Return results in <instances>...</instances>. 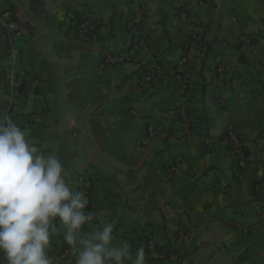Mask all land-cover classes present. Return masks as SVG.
I'll return each instance as SVG.
<instances>
[{"label": "crops", "instance_id": "crops-1", "mask_svg": "<svg viewBox=\"0 0 264 264\" xmlns=\"http://www.w3.org/2000/svg\"><path fill=\"white\" fill-rule=\"evenodd\" d=\"M142 1L151 55L171 66L189 53L193 136L180 128L172 77L137 85L150 57L131 35V0H45L41 18L30 0H0V119L10 100L13 45L17 68L26 71L18 125L29 143L60 160L70 186L78 190L80 176L93 181V223L111 221L117 242L145 249L146 264H179L178 252L187 264H264V0ZM87 17L94 27L81 36ZM13 18L22 34L10 38L3 23ZM250 35L258 41L249 47ZM112 48L125 63L102 73L103 53ZM133 110L139 117H128ZM230 124L245 167L229 148L200 140L220 138ZM149 127L168 138L147 139ZM66 248L57 232L49 255L73 264L60 258ZM0 261L6 264L1 254Z\"/></svg>", "mask_w": 264, "mask_h": 264}, {"label": "clouds", "instance_id": "clouds-1", "mask_svg": "<svg viewBox=\"0 0 264 264\" xmlns=\"http://www.w3.org/2000/svg\"><path fill=\"white\" fill-rule=\"evenodd\" d=\"M88 206L56 156L29 143L11 118L0 119V254L6 264H57L49 255L57 232L73 264H146L145 249L117 242L113 223H93L98 218Z\"/></svg>", "mask_w": 264, "mask_h": 264}, {"label": "built area", "instance_id": "built-area-1", "mask_svg": "<svg viewBox=\"0 0 264 264\" xmlns=\"http://www.w3.org/2000/svg\"><path fill=\"white\" fill-rule=\"evenodd\" d=\"M131 9L133 24L131 27V35L135 38L137 45L141 49L143 55L150 57V62L147 68L139 76L137 85L140 89L153 85L158 80L164 77H172L178 85V92L181 96V105L180 109L177 111L181 125L180 128L182 133L186 137L193 136L194 130L192 128L190 114H189V84L186 78V65L189 60V53L182 58L181 63L177 65L165 66L159 60L151 55V51L148 45V41L143 34L142 26V11H143V1L142 0H131ZM178 19L180 23L184 26H188V13L186 11H181L179 13ZM3 27L8 34V36L13 38L14 36H20L22 34L21 28L16 21H10L3 23ZM94 27V21L92 18H84L80 26V35L86 36L88 32ZM249 40L245 39V43L249 44ZM8 59L10 60V75L8 79V89H9V102L7 104V118H11L13 122L18 125V113H19V104L18 99L20 97V89L23 83V79L26 76V71L23 69L17 68V62L19 59V51L12 45L8 50ZM125 63V58L120 54L113 53L111 51H105L103 53V58L99 63L98 70L102 73H105L115 67H118ZM220 72V82H223L225 79V70L224 68H219ZM129 118L139 117V113L136 110L131 111L128 114ZM168 133L156 128L150 127L147 131V139H167ZM200 140L206 146L219 145L226 148H229L232 153L237 158L239 165L241 167L246 166V156L242 147V140L240 138L237 126L230 124L227 126L226 132L220 138H211L207 135L199 136ZM147 140H144L143 144L146 145ZM264 164V163H263ZM78 190L84 192L89 200V205L91 203L94 183L91 179L80 176L78 178ZM89 207V206H88ZM88 210V209H87ZM153 243V242H152ZM70 250L66 248L60 254L62 260L70 258ZM176 260V259H175ZM182 264H187L183 262Z\"/></svg>", "mask_w": 264, "mask_h": 264}, {"label": "trees", "instance_id": "trees-1", "mask_svg": "<svg viewBox=\"0 0 264 264\" xmlns=\"http://www.w3.org/2000/svg\"><path fill=\"white\" fill-rule=\"evenodd\" d=\"M44 2H45V0H30V10L34 13V15H35L36 18H41L45 14ZM13 21H16V22H18L20 24V22L16 18H13ZM29 25L30 24L28 23V24H26L24 26H26V28L29 29ZM133 39H134V42L136 43L134 37H133ZM246 39H248L250 41L249 44L246 43L249 47L255 45L256 42L258 41L256 35H250ZM136 45H137V43H136ZM189 114H191V109L190 108H189ZM148 129H147V131H148ZM147 131H146V136H147ZM174 258L176 259V262L179 263V264H182L183 262H186L187 261L186 260V256H184V254H182L180 252L176 253V255L174 256Z\"/></svg>", "mask_w": 264, "mask_h": 264}, {"label": "rangeland", "instance_id": "rangeland-1", "mask_svg": "<svg viewBox=\"0 0 264 264\" xmlns=\"http://www.w3.org/2000/svg\"><path fill=\"white\" fill-rule=\"evenodd\" d=\"M47 9H50V8L47 7ZM39 30L42 31L41 29H39ZM41 35H42V39H45V38H46V36H45L44 33H42ZM113 48H116V46H114ZM113 48H112V51H111V52L116 53L117 50H116V49H113ZM1 255H2V254H1ZM3 263H5V262L0 261V264H3Z\"/></svg>", "mask_w": 264, "mask_h": 264}]
</instances>
